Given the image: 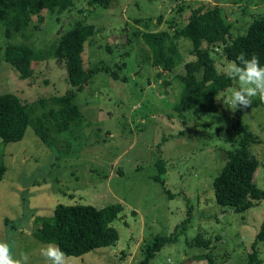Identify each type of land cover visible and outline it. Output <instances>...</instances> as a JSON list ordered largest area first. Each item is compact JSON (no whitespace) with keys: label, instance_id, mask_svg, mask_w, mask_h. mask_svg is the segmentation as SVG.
<instances>
[{"label":"rangeland","instance_id":"obj_1","mask_svg":"<svg viewBox=\"0 0 264 264\" xmlns=\"http://www.w3.org/2000/svg\"><path fill=\"white\" fill-rule=\"evenodd\" d=\"M217 7L233 23L229 40L244 34L264 16V0H111L110 6H91L89 0H73L63 12L43 10L42 22L34 16L26 30L29 40L16 35L13 43L28 42L40 51L57 43L60 32L77 20L94 26L85 42L83 61L115 70L117 77L100 70L77 93L81 117L70 131L48 133L50 142L35 132L33 122L14 142L0 140V161L7 166L0 179V240L12 245L14 258L27 255V264H45L40 250L47 244L33 231L39 218L52 214L57 205H87L96 209L120 204L117 219L110 224L117 233L113 245L94 248L80 256H67V264H142L147 244L158 235L174 233L186 216L185 228L176 240L165 244L150 264H247L252 242L264 218V200L237 213L214 201L213 177L226 162L227 151L239 141L234 124L239 109L224 101L229 89L215 99L216 109L177 112L180 85L176 74L184 61L192 60L188 39L179 38L180 62L171 72L158 73L151 51L141 33L181 27L190 9ZM161 16V20L157 18ZM135 19H140L136 23ZM0 21V94L15 93L23 102L36 104L35 119L50 98L71 86L65 60L58 61L45 49L28 78L3 58L8 42ZM22 38V39H21ZM211 55L224 72L229 61L217 45ZM259 98V97H255ZM242 122L259 139L250 150L259 160L254 182L264 189V107L245 109ZM162 160L158 180L156 163ZM167 189V190H165ZM199 233L209 239L196 245ZM255 249L264 264V242Z\"/></svg>","mask_w":264,"mask_h":264},{"label":"trees","instance_id":"obj_2","mask_svg":"<svg viewBox=\"0 0 264 264\" xmlns=\"http://www.w3.org/2000/svg\"><path fill=\"white\" fill-rule=\"evenodd\" d=\"M89 2L92 7L107 8L111 0ZM72 4L73 0H0V21L4 25L3 34L8 40L3 47L4 60L20 78H28L34 71L35 62L46 58L44 50L48 49L58 61L65 60L67 81L71 86L63 94L52 96V104L46 111V102L41 100L43 112L35 119L32 118V112L36 104L23 102L15 93L0 94V140L3 143L20 140L31 122L35 132L45 143L50 142L48 133L52 129L58 132L70 131L81 117L80 109L75 103L76 95L90 82L92 75L104 70L111 77H117L115 70L109 67L84 66V45L87 38L94 33V26L83 20L75 21L71 28L60 32L57 43H52L40 51L24 41L30 39L26 30L34 16H38L40 23L44 19L41 14L43 10L60 13L68 10ZM157 20L160 21L161 16ZM135 21L139 23L140 19ZM232 26L233 23L227 21L217 7L200 6L190 9L184 24L173 32L160 30L141 33L151 51L152 64L158 68L159 74L173 71L180 62L178 39L185 38L190 43L188 53L193 58L184 61L181 70L176 74L180 85L178 102L174 108L177 112L199 109L214 111L217 95L233 85L234 80L228 79L216 68L211 51L217 45H222L223 55L229 60L234 61L242 52L246 57L255 54L261 66H264V16L255 19L244 34L229 40ZM16 35L24 40L21 38L22 42H11ZM258 106L264 107V101L253 98L248 109ZM239 111L234 124L240 133L239 141L232 144L227 151L226 162L213 177L212 187L214 201L218 206L231 207L235 212L243 213L264 200V189L254 182L259 160L250 150V144L258 143L259 139L242 122L243 110ZM156 166L159 171L157 178L164 187V181L160 177L164 169L162 160ZM6 169L5 163L0 161V179ZM120 211L121 206L117 203L100 209L87 205H57L51 215L39 218L40 224L33 234L42 242L58 245L67 256H80L94 248L115 243L117 233L110 223L117 219ZM189 214L190 210L187 208L185 218L176 226L174 233L158 235L151 244L146 245L142 264H150L158 250L176 240V233L185 228ZM258 241L264 242V218L251 244L252 251L247 264H259L255 249ZM193 242L207 246L209 239L197 233ZM210 262L207 259L206 264Z\"/></svg>","mask_w":264,"mask_h":264},{"label":"clouds","instance_id":"obj_3","mask_svg":"<svg viewBox=\"0 0 264 264\" xmlns=\"http://www.w3.org/2000/svg\"><path fill=\"white\" fill-rule=\"evenodd\" d=\"M223 74L239 84L238 88L229 89V95L224 101L231 109H248L255 97L264 101V66H261L255 54L246 57L245 53H240L234 61H229L225 65ZM40 255L45 264H67V256L58 245H45L41 248ZM27 262V255L14 258L12 245L7 240H0V264H27Z\"/></svg>","mask_w":264,"mask_h":264}]
</instances>
